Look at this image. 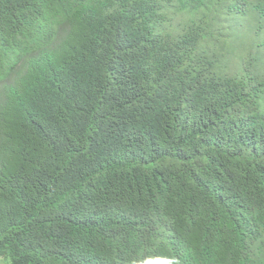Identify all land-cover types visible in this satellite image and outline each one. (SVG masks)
<instances>
[{
  "label": "trees",
  "instance_id": "trees-1",
  "mask_svg": "<svg viewBox=\"0 0 264 264\" xmlns=\"http://www.w3.org/2000/svg\"><path fill=\"white\" fill-rule=\"evenodd\" d=\"M238 36L264 0H0V264H264Z\"/></svg>",
  "mask_w": 264,
  "mask_h": 264
},
{
  "label": "rangeland",
  "instance_id": "rangeland-1",
  "mask_svg": "<svg viewBox=\"0 0 264 264\" xmlns=\"http://www.w3.org/2000/svg\"><path fill=\"white\" fill-rule=\"evenodd\" d=\"M240 36H238L237 38H233V40H236L234 42H231L228 44V54H229V58L232 59V61L234 63L240 64L242 58L245 56L246 53L250 52L251 55H254L255 53L259 54V56L257 58H255L253 60V64L260 68V71L264 74V45L263 46H255L254 43H251L252 41L249 40L244 41L243 39L239 38ZM239 38V39H238ZM256 54V55H257ZM229 66L232 64L231 61H228ZM226 67L223 68L225 71H232L233 69L231 67ZM231 68V69H230ZM3 264H7L5 259L1 260Z\"/></svg>",
  "mask_w": 264,
  "mask_h": 264
}]
</instances>
